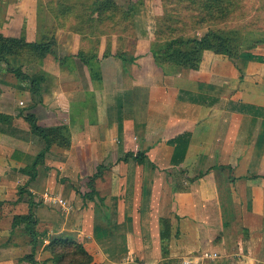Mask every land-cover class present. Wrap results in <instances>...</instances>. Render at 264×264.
<instances>
[{
    "label": "crops",
    "instance_id": "obj_1",
    "mask_svg": "<svg viewBox=\"0 0 264 264\" xmlns=\"http://www.w3.org/2000/svg\"><path fill=\"white\" fill-rule=\"evenodd\" d=\"M151 37L145 49L137 37L122 56L104 55L105 45L90 64L68 49L43 68L51 87L42 103L26 108L18 97L28 90L4 82L0 112L10 118L0 122V264H31L18 262L31 251L29 236L9 235L13 215L29 210L27 190L42 199H33L37 229L91 239L103 264L111 256L102 239L110 238L145 249L146 264H264V50L247 49L239 59L205 51L191 69L156 61ZM27 113L40 126L59 127L60 137L47 146ZM138 151L142 162L124 159ZM42 152L31 178L25 168ZM81 168L95 175L114 218L76 193ZM19 187L26 190L13 204ZM168 217L181 223L164 257L160 219ZM49 257L36 250V260L54 264Z\"/></svg>",
    "mask_w": 264,
    "mask_h": 264
},
{
    "label": "rangeland",
    "instance_id": "obj_2",
    "mask_svg": "<svg viewBox=\"0 0 264 264\" xmlns=\"http://www.w3.org/2000/svg\"><path fill=\"white\" fill-rule=\"evenodd\" d=\"M112 1L120 5L129 14H132V25L129 17H123L124 20H121L124 23L123 25L118 20L115 23L112 20L103 22L90 20L88 18L90 0H0L1 38L5 40L16 38L21 39L23 42L52 41L50 51L43 57L38 56L36 51L28 47L17 50L11 56V67H18L31 76H39L43 75L45 65L50 67V60L56 63L62 61L61 59L68 54L67 50L70 48L77 51L81 50V52H86V49L87 51L92 49L97 52L103 49V46L109 45V48L113 49L111 50L112 54V52L123 49L130 51L129 48H132L138 37V42H140L138 47L145 49L148 37L153 34L152 37L155 38L156 32L181 33L186 36L201 37L209 29L219 28L223 31L234 29L238 33V41L236 42L232 41L233 35L225 33H220V35L226 38L230 37V48L232 50L236 49L239 53L237 59L245 51L244 47L246 45L255 44L253 47L264 50V0H241L239 3L233 0H215V4H219V8L217 9L218 12H214V14L208 13L203 8L204 4L211 2V0H140L136 8L131 5V0ZM65 4L69 6L67 7ZM227 8H230V10L225 13L224 9ZM111 38L115 41L113 45L110 42ZM123 41H127L125 45H123ZM240 48L241 50H239ZM205 51L211 50H204L202 56ZM126 52L122 51L121 54L124 55ZM202 56L200 62L204 59ZM43 77L44 80L40 83V90L34 96L27 87H22L28 92L25 94L19 91L20 97L18 98L21 99L19 105L26 108V105L33 102L35 104L42 103L43 96L49 93L51 87L49 80H46L44 75ZM15 79L11 72H7V70L0 72V96L4 94L2 89L4 82L15 81L16 84H19L18 80ZM47 112L49 113V108H44L40 116L44 118ZM80 171V175H86V171L83 172L82 168ZM77 185L78 181L76 182ZM26 194L27 197L37 199L36 201L42 204V199L38 195L34 197L32 193ZM93 202L101 210L112 215V212H109V207L107 208L104 202L103 205L100 204L98 199ZM108 202L112 206L115 199H109ZM112 218H114L113 215ZM180 223L179 218L173 221L172 231H177L175 238L179 237ZM110 224L113 225V223ZM110 231L113 232V226ZM189 233L186 234L187 243H190L188 241L190 239ZM15 234H23V232L18 230ZM121 235L128 236L129 233L123 232ZM89 240L92 242L91 239ZM102 241L104 242V250L108 256H111L110 264L147 263L145 249L128 248L119 243L118 239L113 241L110 238L109 240L102 239ZM168 244H170V240Z\"/></svg>",
    "mask_w": 264,
    "mask_h": 264
},
{
    "label": "trees",
    "instance_id": "obj_3",
    "mask_svg": "<svg viewBox=\"0 0 264 264\" xmlns=\"http://www.w3.org/2000/svg\"><path fill=\"white\" fill-rule=\"evenodd\" d=\"M140 0H131V5L136 8L140 3ZM239 3L241 0H233ZM236 3V4H237ZM67 7L69 6L68 4ZM90 9V14L88 18L95 22H103L112 20L114 23L118 20L120 24H124L121 20L123 17H129L130 24L132 25L133 18L132 14H129L126 10L122 9L120 5L112 0H90L88 4ZM203 8L207 10L208 13L214 14L218 12L219 4H215V0L207 2L204 4ZM230 8L224 9V12H228ZM121 18V19H119ZM124 20V19H123ZM128 20V21H129ZM123 27V26H122ZM168 33H155V40L151 43V48L154 52L156 61L161 64H174L179 66H184L191 69H197L201 56L204 50H211L214 53L226 54L229 58L235 59L238 57V51L236 49L230 48L229 40L230 37L226 38L221 36L220 33H225L233 35L232 41L237 40V31L234 29H229V31H223L219 28L209 29L201 37L186 36L181 33L179 34H169ZM52 41L43 42H23L21 39L9 38L3 39L0 37V72L7 70L11 72L15 78L18 80L21 86L27 87L31 94H37L40 90V83L44 80L43 75L31 76L27 73L21 71L18 67H11L10 60L14 53L21 49L22 47H28L38 53V56L43 57L50 51ZM255 44L246 45L245 50L251 49ZM110 46L106 45L103 54H109ZM241 50V48L239 49ZM117 51V50H116ZM122 51L112 52L114 55L122 56ZM77 55L81 56V59L85 64H90L92 59L98 58L97 52H91L86 57L81 54V50H78ZM90 66V65H88ZM36 96V95H35ZM9 116L0 112V122H7ZM24 119L28 122L30 129L35 134L40 135L44 138L46 145L48 146L50 142L60 137V128H50L38 125L36 116L33 113L24 114ZM60 134V135H59ZM59 135V136H58ZM177 152V151H176ZM131 157L132 159L142 162L146 158L144 151H138L135 154L128 152L124 159ZM43 158V152L38 154L25 171L30 172V177L33 178L36 174V165ZM101 167L98 169V174L100 173ZM95 175H81L78 179V185L74 187L76 193L82 198L84 205L86 201H94L98 199L100 204L103 205L104 199L99 196L98 191L94 185ZM19 198L13 202L16 204L20 201L23 193L25 192L23 187H19ZM28 194H31L27 190ZM116 200V199H115ZM173 203L174 199L171 200ZM5 202L0 200V215L1 210ZM33 206H36V202L33 199L29 202V210L24 214H15L11 220V230L10 236L16 235V231H22L27 234L30 238L29 244L31 246V251L28 254L20 257L18 262H29L31 264H45L46 260H36L35 253L37 249H42L49 252V259L54 264H102L103 256L99 249L92 244L89 239L77 237L72 233H54L49 234L47 230L37 229V217ZM105 208V206H104ZM176 216V214H174ZM104 216L109 220L108 212L104 211ZM177 235V231H172V224L170 218L160 219V242L162 254L164 257L168 256V241ZM158 264H178V260L172 258H165Z\"/></svg>",
    "mask_w": 264,
    "mask_h": 264
}]
</instances>
